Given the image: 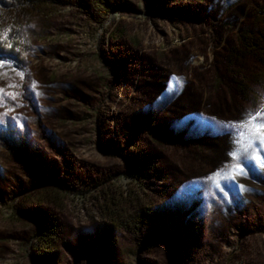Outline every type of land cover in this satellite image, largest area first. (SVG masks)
I'll list each match as a JSON object with an SVG mask.
<instances>
[{
  "label": "rangeland",
  "instance_id": "1",
  "mask_svg": "<svg viewBox=\"0 0 264 264\" xmlns=\"http://www.w3.org/2000/svg\"><path fill=\"white\" fill-rule=\"evenodd\" d=\"M23 24L0 51V264H264L243 44L264 0H60Z\"/></svg>",
  "mask_w": 264,
  "mask_h": 264
},
{
  "label": "trees",
  "instance_id": "2",
  "mask_svg": "<svg viewBox=\"0 0 264 264\" xmlns=\"http://www.w3.org/2000/svg\"><path fill=\"white\" fill-rule=\"evenodd\" d=\"M59 1L60 0H0V51L18 59L25 49L23 45L24 34L21 29L23 27L22 25H24L23 23L31 19L37 12H46L51 4L58 3ZM247 38V36L243 38V44L245 45L251 41L255 51H257L255 53H250L257 57L260 55L264 56V40L261 41L257 39V36L253 34L249 40ZM258 59L264 62V57ZM104 230L105 238L112 237V226H107ZM39 243L42 248H40L38 252L45 257L46 255L55 253L58 249L57 243L47 235H43Z\"/></svg>",
  "mask_w": 264,
  "mask_h": 264
},
{
  "label": "snow or ice",
  "instance_id": "3",
  "mask_svg": "<svg viewBox=\"0 0 264 264\" xmlns=\"http://www.w3.org/2000/svg\"><path fill=\"white\" fill-rule=\"evenodd\" d=\"M2 61H0V65H2ZM3 90L0 89V92H2ZM252 120H255V117L251 118ZM253 127L256 129L257 132H261L262 130H264V123H258V124H254ZM233 155H235V153H233ZM243 169L241 168V173H242Z\"/></svg>",
  "mask_w": 264,
  "mask_h": 264
}]
</instances>
